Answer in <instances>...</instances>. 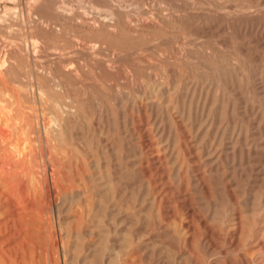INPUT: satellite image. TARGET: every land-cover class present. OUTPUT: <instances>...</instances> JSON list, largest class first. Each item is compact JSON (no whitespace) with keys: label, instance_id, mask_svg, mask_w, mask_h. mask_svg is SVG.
I'll return each instance as SVG.
<instances>
[{"label":"rangeland","instance_id":"obj_1","mask_svg":"<svg viewBox=\"0 0 264 264\" xmlns=\"http://www.w3.org/2000/svg\"><path fill=\"white\" fill-rule=\"evenodd\" d=\"M0 37L2 82L74 102L0 264H264V0H0Z\"/></svg>","mask_w":264,"mask_h":264},{"label":"bare ground","instance_id":"obj_2","mask_svg":"<svg viewBox=\"0 0 264 264\" xmlns=\"http://www.w3.org/2000/svg\"><path fill=\"white\" fill-rule=\"evenodd\" d=\"M16 42L0 37V67L6 64L9 46ZM62 54L68 56L69 51L63 48ZM58 57L60 53H50L49 63ZM52 67L41 66L31 77L13 84L0 80V205L6 215L36 212L46 207L40 206L41 198L52 204L59 193L61 135L74 102L66 86L63 94L56 96L50 84ZM24 93L31 99L24 98Z\"/></svg>","mask_w":264,"mask_h":264}]
</instances>
